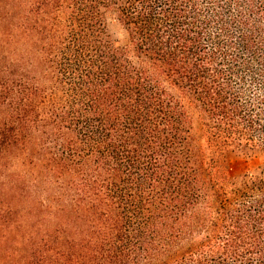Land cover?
Masks as SVG:
<instances>
[{
  "label": "trees",
  "instance_id": "obj_1",
  "mask_svg": "<svg viewBox=\"0 0 264 264\" xmlns=\"http://www.w3.org/2000/svg\"><path fill=\"white\" fill-rule=\"evenodd\" d=\"M239 149L264 0H0V264H264Z\"/></svg>",
  "mask_w": 264,
  "mask_h": 264
},
{
  "label": "rangeland",
  "instance_id": "obj_2",
  "mask_svg": "<svg viewBox=\"0 0 264 264\" xmlns=\"http://www.w3.org/2000/svg\"><path fill=\"white\" fill-rule=\"evenodd\" d=\"M111 32L116 43L125 42V33L119 26L114 24ZM228 165L232 177H240L247 172L257 173L264 167V153L252 149L235 150L228 155Z\"/></svg>",
  "mask_w": 264,
  "mask_h": 264
}]
</instances>
